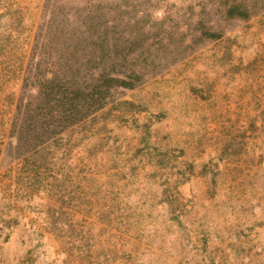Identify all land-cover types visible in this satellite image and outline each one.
<instances>
[{
	"label": "rangeland",
	"instance_id": "1",
	"mask_svg": "<svg viewBox=\"0 0 264 264\" xmlns=\"http://www.w3.org/2000/svg\"><path fill=\"white\" fill-rule=\"evenodd\" d=\"M72 55L139 82L14 145ZM0 264H264V0H0Z\"/></svg>",
	"mask_w": 264,
	"mask_h": 264
},
{
	"label": "trees",
	"instance_id": "2",
	"mask_svg": "<svg viewBox=\"0 0 264 264\" xmlns=\"http://www.w3.org/2000/svg\"><path fill=\"white\" fill-rule=\"evenodd\" d=\"M236 11L237 6H231L228 15L234 16ZM204 35L210 39L218 37L208 31ZM60 60L56 69L43 71L45 76L34 79L29 70L23 79L22 89L35 87L37 94L21 97L16 103L9 132L14 145L36 151L44 140H55L68 128L103 109L118 90L133 89L139 82L138 75L118 73L112 63H82L74 55Z\"/></svg>",
	"mask_w": 264,
	"mask_h": 264
}]
</instances>
